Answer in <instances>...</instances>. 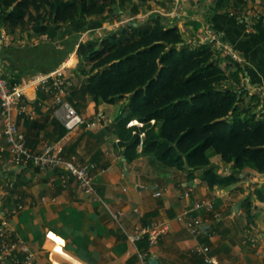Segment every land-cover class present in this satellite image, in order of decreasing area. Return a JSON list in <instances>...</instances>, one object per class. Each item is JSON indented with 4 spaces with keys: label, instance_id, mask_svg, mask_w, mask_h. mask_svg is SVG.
Returning a JSON list of instances; mask_svg holds the SVG:
<instances>
[{
    "label": "crops",
    "instance_id": "crops-1",
    "mask_svg": "<svg viewBox=\"0 0 264 264\" xmlns=\"http://www.w3.org/2000/svg\"><path fill=\"white\" fill-rule=\"evenodd\" d=\"M246 11L237 17L211 5L209 19L201 27L212 23L218 35L222 34L244 59L243 83L250 94L260 95L264 107V16L252 11L247 15ZM191 17L197 22L194 15ZM80 22L68 24L53 42L30 34L15 38L0 24V69L10 85L25 95L22 111L15 112V117L28 146L35 152L53 147L97 165L93 173L97 194L88 196L74 178L64 183L57 170L14 165L0 125V197L5 209L23 206L17 214H6L10 230L30 246L38 264H72L54 253L55 244L82 264H143L139 244L128 235L155 220L170 222L172 227L149 251L160 264H207L205 256L197 252L202 246L210 247V255L218 264H264V203L251 200V192L236 191L241 184L211 189L204 182V170L188 176V167L185 171L166 168L152 154H141L139 147L138 157L128 162L125 148L114 134L118 115H129L126 106L125 111L118 112L124 101L99 106L89 102L81 114L89 126L67 131L56 116L58 107L50 94L45 91L47 97L39 100L43 80L76 68L72 67L75 56L79 57L78 48L85 41L77 40L80 28L76 24ZM95 23V36L100 37L125 24L126 19ZM73 44L74 53L67 59ZM132 122L136 125L135 120ZM64 129L67 132L61 136ZM211 161L219 175L232 173V165L222 159ZM250 174L247 170L241 177ZM211 199L215 209L208 212L205 203ZM151 213L156 215L146 217ZM191 218L204 224L198 236L186 227Z\"/></svg>",
    "mask_w": 264,
    "mask_h": 264
},
{
    "label": "trees",
    "instance_id": "trees-1",
    "mask_svg": "<svg viewBox=\"0 0 264 264\" xmlns=\"http://www.w3.org/2000/svg\"><path fill=\"white\" fill-rule=\"evenodd\" d=\"M213 1L217 10L231 5L230 0ZM125 2L0 0V20L8 33L20 31L53 42L66 25L81 19L120 20ZM118 9L121 12L116 15ZM135 23L126 22L100 40L80 44L78 55L90 64V70L75 69L80 77H87L82 89H74L69 98L77 111L82 114L81 97L90 98L96 106L128 99L129 115L120 116L114 124L128 162L138 157L143 134L141 154H152L166 168L185 171L188 167V176L202 169L211 189L239 185L255 178L254 171L263 174L264 107L260 95H251L244 85V68L234 60H224L222 52L210 44L185 42L179 28H166L162 18L151 19L145 27ZM223 61L230 64L223 68ZM49 82L53 84L52 79ZM45 91L42 85L39 100L47 97ZM246 97H250L248 104ZM134 120L142 126L128 127ZM209 150L232 165L230 175L217 173ZM247 170L251 174L243 179ZM255 186L253 195L264 203V184ZM138 244L140 253H149L146 239Z\"/></svg>",
    "mask_w": 264,
    "mask_h": 264
},
{
    "label": "built area",
    "instance_id": "built-area-1",
    "mask_svg": "<svg viewBox=\"0 0 264 264\" xmlns=\"http://www.w3.org/2000/svg\"><path fill=\"white\" fill-rule=\"evenodd\" d=\"M183 1L175 0L173 15L182 17L181 12H184ZM222 50L231 54L237 63L242 62L239 55L226 42L222 43ZM50 79L53 80L52 85H50ZM42 84L46 87L48 93L55 94L54 102L58 107L56 116L67 131H74L84 125L89 126L87 120L77 109L64 99V92L56 93L59 90L61 91L62 88L66 89L67 83L64 75L59 74L57 78H47L43 80ZM24 96L22 89L11 86L0 69V125L8 144L11 162L16 166H32L41 171L57 170L64 183L72 177L86 195L95 196L97 194L93 176L97 168L95 163L81 160L77 154L65 155L62 151L53 147H46L41 152H35L28 146L18 119L15 117V112L20 114L22 111L20 109ZM135 122L137 126H142L138 121ZM132 125L133 122L131 121L128 127ZM140 138L139 148L142 149L144 135L142 134ZM6 187H9V185L6 184ZM205 207L208 212H213L215 209L214 200H207ZM22 209L23 206L20 204L16 209H5L0 197V264H38L30 246L10 230L6 220V214L14 215ZM180 219L182 220V218ZM203 226L202 220L197 218H191L186 223L187 229L194 236L202 233ZM171 229L170 222L155 220L148 225L137 227L128 235V238L134 243H139L146 239L149 243V248H152L166 237L171 232ZM197 252L199 255L205 256L207 264H218L217 258L210 255V247L202 246L198 248ZM139 256L143 264H150L149 253H140Z\"/></svg>",
    "mask_w": 264,
    "mask_h": 264
},
{
    "label": "rangeland",
    "instance_id": "rangeland-1",
    "mask_svg": "<svg viewBox=\"0 0 264 264\" xmlns=\"http://www.w3.org/2000/svg\"><path fill=\"white\" fill-rule=\"evenodd\" d=\"M231 5L229 7H225L221 10L236 15L241 16L243 11L247 10L246 14L250 15L251 11L253 12V15H262L264 16V0H238L236 3V0H230ZM199 3V4H198ZM175 4V0H126L125 5L122 6V10L125 12L121 19H126V22H131L135 23L138 22L142 26L145 27V25L150 23V20L153 18H162L164 20V26L166 28H170L173 26H177L180 30V32L183 35L184 41L189 43L190 45L193 43L194 46L196 45H205V44H210L212 45V48L215 50L218 49L222 52V57L225 60V58H229L231 60H234L231 54L227 53V51L222 50V43H225V40L222 39L223 35L219 34L213 29L212 23L208 22L204 27L202 28L201 23L203 24L204 20L205 22L207 21V17H209V11L211 8V5L215 6V2L213 0H184L183 1V7H184V12H181L182 17H178L177 15H173V5ZM240 4H243L242 7H240ZM252 6V9H251ZM121 9V8H120ZM118 9V10H120ZM163 9V10H161ZM117 10V11H118ZM250 12V13H249ZM119 12L116 14L118 15ZM195 16L198 20L196 21H191L190 18L192 19L191 16ZM120 19V20H121ZM100 20L99 17L93 16L89 17L86 19H81L82 22L76 24L77 28H80V33L79 39H83L86 42L87 41H92L95 40L96 38L100 40L103 36H95V31H98V27H96V21ZM79 21V20H78ZM198 21L200 23H198ZM0 24H2V21L0 20ZM197 24H200V28H197ZM81 25V26H80ZM137 25V23H135ZM67 26V25H66ZM65 26V27H66ZM63 28V33L65 32L66 28ZM90 30V33L87 35L86 31ZM144 29V28H143ZM67 31V30H66ZM70 31V29L68 30ZM67 31V32H68ZM78 31V30H77ZM61 33V34H63ZM86 34V36H85ZM11 36L18 38V37H24L25 35H28V33H21L20 31H17L15 33H10ZM22 37V38H23ZM43 38V37H39ZM37 38V39H39ZM222 40V42L219 40ZM42 40V39H41ZM29 41V40H28ZM227 43V42H226ZM229 47H231L230 44L227 43ZM66 47V45H64ZM75 44L72 45V48L68 50L67 59H70L71 55L74 53L72 52L75 48ZM74 48V49H73ZM232 48V47H231ZM73 49V50H72ZM236 54L239 55V53L232 48ZM65 56L62 57V59H65ZM239 58L242 60L240 65L242 66L244 63V59L239 55ZM76 59V65L72 66L78 69V68H84L86 70H90V64H88L84 59H81L80 57ZM62 61V60H61ZM57 64H59V61H56ZM236 62V61H235ZM61 63V62H60ZM222 67L226 68L227 64H230L229 61H223L221 62ZM75 68V69H76ZM75 69H69L67 70V74L64 75V79H66V89L62 88V90L56 92V93H63V97L66 101L70 102L76 109L77 107L73 104V102L69 99L73 94L74 89H82L83 84L86 82L87 77H80L78 71ZM59 75L55 76L57 78ZM252 95V94H251ZM50 97L52 100L55 99V94H50ZM81 97V96H79ZM123 106L118 109V112L120 111H125V106L128 104L129 100L125 99L123 100ZM91 102L90 98H83L81 97V102L80 105L82 104V110L87 108L88 103ZM250 102V97H246V103L248 104ZM84 105V107H83ZM120 115V114H119ZM118 115V117H120ZM117 117V118H118ZM208 156L210 157V160H213V162H220L222 159L220 156L216 155L213 150L208 151ZM223 161V160H222ZM212 162V161H211ZM224 162V161H223ZM225 163V162H224ZM226 164V163H225ZM227 171V170H225ZM251 179V181H250ZM249 180H245L241 183H239L240 186H242V189L247 192H251V198L254 199L255 196L253 195L254 188H258L263 186L264 180L259 179L258 177L255 178H250ZM237 185V187H239ZM245 188V189H244ZM237 189V188H236ZM239 189V188H238ZM240 191V190H236ZM58 262L62 263L59 259H56Z\"/></svg>",
    "mask_w": 264,
    "mask_h": 264
},
{
    "label": "bare ground",
    "instance_id": "bare-ground-1",
    "mask_svg": "<svg viewBox=\"0 0 264 264\" xmlns=\"http://www.w3.org/2000/svg\"><path fill=\"white\" fill-rule=\"evenodd\" d=\"M53 251L56 254H59L60 256L66 258L67 261L71 262L72 264H82L81 262L75 260L74 258H72L71 256H69L68 254H66L65 252H63L62 248L60 246H58L57 244H55L53 246ZM55 261L52 262V264H54ZM55 264H58L57 262H55Z\"/></svg>",
    "mask_w": 264,
    "mask_h": 264
},
{
    "label": "water",
    "instance_id": "water-1",
    "mask_svg": "<svg viewBox=\"0 0 264 264\" xmlns=\"http://www.w3.org/2000/svg\"><path fill=\"white\" fill-rule=\"evenodd\" d=\"M118 12L116 11V14ZM256 176L261 179V180H264V173L261 174V173H258V172H255ZM150 264H160L159 261L156 259V258H151L150 259Z\"/></svg>",
    "mask_w": 264,
    "mask_h": 264
}]
</instances>
